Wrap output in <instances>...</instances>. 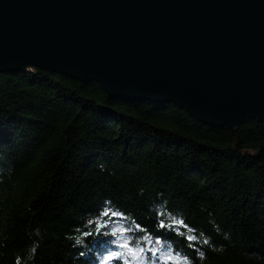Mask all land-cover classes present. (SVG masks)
<instances>
[{
  "label": "trees",
  "instance_id": "trees-1",
  "mask_svg": "<svg viewBox=\"0 0 264 264\" xmlns=\"http://www.w3.org/2000/svg\"><path fill=\"white\" fill-rule=\"evenodd\" d=\"M177 258L264 264V122L232 131L96 82L0 73V264Z\"/></svg>",
  "mask_w": 264,
  "mask_h": 264
},
{
  "label": "water",
  "instance_id": "water-1",
  "mask_svg": "<svg viewBox=\"0 0 264 264\" xmlns=\"http://www.w3.org/2000/svg\"><path fill=\"white\" fill-rule=\"evenodd\" d=\"M37 69L236 131L264 122V0H0V73Z\"/></svg>",
  "mask_w": 264,
  "mask_h": 264
},
{
  "label": "snow or ice",
  "instance_id": "snow-or-ice-1",
  "mask_svg": "<svg viewBox=\"0 0 264 264\" xmlns=\"http://www.w3.org/2000/svg\"><path fill=\"white\" fill-rule=\"evenodd\" d=\"M189 238L192 239L193 237H189ZM108 259L111 260L112 257H108ZM169 259H171V257H169ZM176 264H187V261H180L179 258H177Z\"/></svg>",
  "mask_w": 264,
  "mask_h": 264
}]
</instances>
